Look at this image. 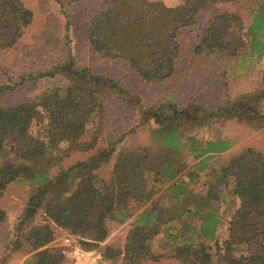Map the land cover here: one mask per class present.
Masks as SVG:
<instances>
[{"label": "trees", "instance_id": "16d2710c", "mask_svg": "<svg viewBox=\"0 0 264 264\" xmlns=\"http://www.w3.org/2000/svg\"><path fill=\"white\" fill-rule=\"evenodd\" d=\"M226 2L234 4L235 12L220 8ZM206 15L210 19L204 26ZM34 21L35 12L23 0H0V51L19 48ZM198 27L195 54L222 67L225 53L235 60L264 56V0H180L177 7L163 0H102L85 39L94 54L122 64L142 83L161 84L177 76L181 39ZM40 79L65 84L18 103H3L27 81ZM20 80L0 81V229L9 219L2 206L4 192L13 184L27 190L0 264L17 257L24 264H65L62 249L55 246L61 231L114 264L163 258L223 264L215 257L223 251L224 264H264V154L246 148L202 178L206 163L237 142L221 137L203 141L193 134L213 119L264 127V76L263 88L218 110L198 103L181 106L175 98L146 108L121 81L72 56ZM112 106L136 110L138 129L152 124L153 146L127 155H116L119 141L101 146L102 119ZM94 131L93 141L82 140ZM85 152L91 154L69 162ZM191 156L202 159L199 168L188 163ZM110 164L112 171L102 176ZM202 179L208 190L196 191ZM226 203L227 210L220 212ZM227 211L232 219L223 246L219 231ZM127 222L126 242L107 244L113 226ZM158 238L160 253H155Z\"/></svg>", "mask_w": 264, "mask_h": 264}, {"label": "rangeland", "instance_id": "374dc122", "mask_svg": "<svg viewBox=\"0 0 264 264\" xmlns=\"http://www.w3.org/2000/svg\"><path fill=\"white\" fill-rule=\"evenodd\" d=\"M23 1L35 12V21L19 48L8 53L0 51V81L8 84L20 83L23 76L26 78L35 77L40 73H44V70L51 67L54 62L72 56L77 63L89 66L95 72H100L121 81L127 88L141 97L146 108L159 105L170 98H175L181 106L198 103L206 109L218 110L220 107H225L229 101H234L245 94L263 88L264 56L259 59L257 55H248L243 59L235 60L225 53L224 64L226 66L222 67L210 57L195 54L194 48L198 43V34H200L199 27L196 32L184 35L181 39V55L178 60L177 76L161 84H144L122 64L94 54L86 42L87 26L97 12L102 0ZM163 2L168 7H177L180 4V0H163ZM220 8L235 12L236 7L234 4L226 2L221 4ZM243 18L249 23L246 13H243ZM209 19L210 17L206 15V18L202 20L204 26H206L205 23H208ZM64 84V81L49 79H40L38 82L27 81L17 90L14 96L2 101L3 103H18L26 97H33L49 90L58 89ZM110 109L111 111L102 119L101 123L102 131L98 138L101 146L107 147L109 141H119L116 155H119V153L127 155L141 149V147L153 146L152 124H149L146 128L138 129L141 117L136 110L114 106ZM134 128L135 131L131 132ZM96 134V131L87 132L82 140L93 141ZM193 134L203 141L221 137L237 142L232 149L206 163L208 169L202 173V178H206L214 171L217 172L223 168L246 148L252 147L264 154V127L260 124L247 121L241 123L236 119L230 121L213 119ZM90 154V152L76 154L69 162L78 158H86ZM161 155H163L162 150L156 153L157 157ZM187 156H190L189 152ZM201 160L191 156L188 158V163L199 168ZM112 169L113 164H110L101 171V175L107 177ZM204 181L205 179H202L197 184L199 188L195 187L196 191L208 190L207 186L204 185ZM26 194V188H22L17 184L11 185L4 192L2 206L7 210L9 219L8 223L0 229V258L6 242L11 237L14 222L24 208ZM226 204L221 205L220 212L227 210L228 204ZM239 206L240 202H236L235 208ZM227 213L229 214L225 217L224 224L219 231L220 243L223 246L229 238L228 228L232 219L231 212L227 211ZM129 229L130 222L113 226L110 238L106 243L124 244ZM61 233L63 234L55 243V246L60 249L61 240L69 235L64 231H61ZM160 244L159 238L155 239L153 246L155 253H160ZM223 252L215 254L216 252L213 251L216 259L221 260L224 264ZM119 263L121 262L117 264ZM11 264H24V258L17 257ZM101 264L114 263L102 261ZM142 264H179V262L163 258L158 261H145Z\"/></svg>", "mask_w": 264, "mask_h": 264}, {"label": "built area", "instance_id": "2783aa9c", "mask_svg": "<svg viewBox=\"0 0 264 264\" xmlns=\"http://www.w3.org/2000/svg\"><path fill=\"white\" fill-rule=\"evenodd\" d=\"M66 264H101L102 254L97 250H86L80 239L73 235L65 236L60 243Z\"/></svg>", "mask_w": 264, "mask_h": 264}]
</instances>
